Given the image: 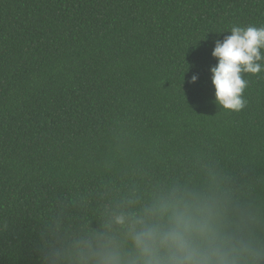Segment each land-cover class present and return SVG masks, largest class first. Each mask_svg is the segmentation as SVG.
<instances>
[{"label": "trees", "instance_id": "obj_1", "mask_svg": "<svg viewBox=\"0 0 264 264\" xmlns=\"http://www.w3.org/2000/svg\"><path fill=\"white\" fill-rule=\"evenodd\" d=\"M233 26L264 0H0V264H81L174 189L218 192L264 244V72L239 112L211 80Z\"/></svg>", "mask_w": 264, "mask_h": 264}, {"label": "clouds", "instance_id": "obj_2", "mask_svg": "<svg viewBox=\"0 0 264 264\" xmlns=\"http://www.w3.org/2000/svg\"><path fill=\"white\" fill-rule=\"evenodd\" d=\"M211 71L215 103L239 112L247 101L248 81L242 73L264 72V26H233L215 42ZM197 76H192V82ZM124 240L101 238L76 249L81 264H260L264 244L248 232L238 216L229 220L225 198L215 191L174 189L158 196L139 213L120 214L113 221Z\"/></svg>", "mask_w": 264, "mask_h": 264}]
</instances>
